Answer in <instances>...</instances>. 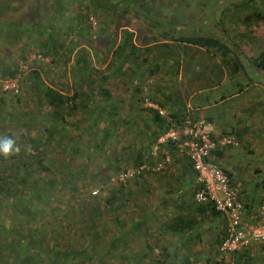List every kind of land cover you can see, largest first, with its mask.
I'll list each match as a JSON object with an SVG mask.
<instances>
[{
  "label": "trees",
  "instance_id": "1",
  "mask_svg": "<svg viewBox=\"0 0 264 264\" xmlns=\"http://www.w3.org/2000/svg\"><path fill=\"white\" fill-rule=\"evenodd\" d=\"M28 1L29 0H24V3L28 4L26 8L28 7L30 9H27V11L22 9L21 0H15L13 5L8 6L10 12L8 18L15 19V13L17 14L22 10L23 12L26 11L24 12L25 16L22 19L17 18V23L14 24V28H18V32L29 31L30 33L28 35L29 38L23 43L21 52L26 50L25 47L28 44L35 45V38L37 39L40 36L38 32L44 29L47 33L46 40L42 43V48H44V50L40 49L37 53L42 57L48 54L57 55L59 54L58 50L64 46L63 39L61 40L59 37L62 32L59 30L55 20L64 19L63 21L66 23L68 21L69 25L74 24L76 26L81 21L86 20L88 22L87 27L91 28L92 24L88 21L89 16L92 15L95 17L94 15H96L97 12H102L103 9L107 10L105 12L108 14H111V11L115 8L121 10L126 9L136 16L144 17L147 20V24H149L151 37L155 38L156 41H159L161 38L167 41L159 46L161 49H158L156 56L150 58L147 55L148 57L145 56L142 58L141 54L145 52L148 54L147 50H150V48L137 47L133 43L132 32L130 30H124L121 34L119 44L111 52L109 48H101L100 55H103L104 58H107L109 55L113 56L112 61L115 60L114 62L116 64V66L111 67V63H106L107 65L103 70L95 69L91 66V62H87V59H89V50L80 49L76 55V60H78V68L82 71L81 76L85 82L84 88L87 90L79 88L78 91H74L71 94L62 92L55 86L44 84L37 69H34L29 74L30 88L34 89L38 104L41 107L46 103L49 107V113L47 115H41L39 112L41 116L40 127L43 131L41 132L38 130V133H36L34 137L29 136V133H27L29 128L26 125L27 122L32 123V119L28 115V120L22 121V119H20V122H22L21 124H24L22 127L24 129H21L20 134L23 143L26 141L31 147L38 142V139L44 138L43 133L47 131L48 134L51 135V131L58 128L60 130L59 133H61L59 135L61 142L59 139L57 140L59 137L55 138V142L58 141L57 149H64L63 151L66 155H68V153L81 154L82 149L78 147L80 140H78L76 136L87 132V128L93 119L92 115H87V117L85 113L89 109L96 112H99L101 109L99 112L100 121L109 124V126H105L102 129L100 138L91 139L87 146V148L91 146V148L96 150L92 152V154L94 153L98 158H104V152L107 150L110 151V154L105 156L106 159L108 158L105 167L99 169L93 164L89 165L87 168H77V166H71L69 164L70 156H65L62 170H60L61 167H56L57 172L60 171L62 173L57 177L58 180L62 179L65 182L70 181L69 177L76 175L74 177L77 178L73 179L71 184H68L72 186L74 192L78 191L76 188L78 185L81 187L80 191L87 190L84 183L85 180L88 179L90 184L88 186L92 190L93 195L90 196L89 194V198H87L86 201L83 200L84 197L82 198L83 202L81 204L73 203L68 200L67 202H69V205H64L65 210L64 208H59L58 205L61 204V201L56 198V196H52L53 193L52 195L49 193L51 192L50 186L55 181V177H53L52 181L48 180L36 185L34 181L28 179L30 178L29 174L31 168L34 169V167L30 166L29 162L23 163L25 166V173H27L28 176L20 175L13 178L8 172L4 174L3 171L0 170V264H104L106 262L105 257H109L107 256V252L97 254V252L91 253V250H97L98 245L102 243V250L114 251L118 245V239L122 238L127 231V228L123 225L125 218L121 217V213L123 214L125 212L123 209L125 206L124 203H126V197L129 196L130 198H128L131 199V195L134 193L133 190L130 191L128 188L131 186V182L138 184L139 180L144 176L137 177L125 184L113 178L126 168L121 166V162L131 161L129 167H136L142 164L146 161L144 160V151L147 144L153 146L160 134L170 126L180 125L188 115H191L193 118L200 117L198 116V111L195 114L193 113V115L190 113L183 114L184 108L177 111V115L176 113H171L166 116L160 115L158 111L153 108L138 107V109L140 108V110L148 114L145 122V124L147 123L145 128L147 129L148 140L146 139V142H144L146 143L145 145H143V142L138 145L135 141L131 143L128 142L127 144L124 143V145L117 148L118 151L123 150L120 156H118V154L109 147L110 145H107L110 134L113 131L115 132L116 139L120 138L118 136L120 130L126 128V125L130 126V123L131 126L135 123V121L130 122L135 115L130 112L132 103L129 106L118 104L117 98L115 97L116 94L114 92L113 95V92L107 85L108 82L110 79L118 80L123 75L128 74L129 77L134 76L136 82L133 85V89H137L139 88L138 83L140 82L137 71L140 73V69L148 61L147 65L150 68V75H156L158 72H161L162 74H170V76H178L182 67H185V69H192L197 65L199 69H203L208 57L218 58L223 64L227 75L229 77H234L236 66L239 64L238 49H240V46L235 44L236 42L229 36L224 38V36H226V26L220 17L215 18L211 7H209L211 10V17L209 19H213L212 25L217 29L216 34H194V20H189L188 17L189 15L194 16V14L188 9V0H178L177 2L172 0H54L53 7L60 12L51 13L50 11L47 15L42 13L43 8L38 4L36 8H31V4H29L30 2ZM236 1L237 3L232 1V4H234L232 7L233 11L241 12V10H245L246 3L252 2L249 4V7H252V14L254 13L255 15L258 13L257 11L260 6L257 5V0ZM0 3H2L1 5L3 6L7 5V2L0 1ZM87 3H90L89 7ZM220 3L221 9L218 8ZM35 4L36 3L33 2V5ZM173 4L174 7L172 8ZM211 4H213V0ZM213 5H217V11H220V14L225 12V6L222 5V1H217V4ZM243 5L244 9H242ZM37 9L39 11H37ZM12 12L14 14H12ZM4 14V16H6L7 13L5 12ZM39 14L42 16L44 15V19L42 21L37 19L31 22V19L34 20ZM169 15H172L171 18L173 19L176 17H184L186 21L178 25L173 21L171 22V20L167 21ZM121 16L122 15L119 14V17ZM1 22V25H5V21L1 20ZM70 22L72 23L70 24ZM3 25L0 26L1 40H3L2 34L6 35L5 39H8L12 35L9 31L2 29L4 28ZM35 29L38 31L36 32ZM176 30L179 34L178 37L173 35ZM66 32L67 29H64L63 33ZM81 36L87 38L86 40L83 39L86 44L91 47L94 46V41H96L94 37L90 38L85 32L81 34ZM49 41H53V43L48 44ZM181 49L182 54L180 53ZM188 49L190 53H188ZM18 55L19 60H26L25 54L22 55L21 53ZM130 56L131 61L127 59ZM166 57L167 59L174 58L176 63L175 66L170 64L165 65L163 59ZM137 59H139L138 62ZM104 61L103 59L101 63L103 64ZM254 64L264 71V51H261L255 56ZM117 65H120V68H118ZM123 66L127 68L122 70ZM3 75V79L7 77H18L19 79V76L23 74L19 73V64H16L13 68H3ZM179 75L181 76L182 73ZM175 81L176 80H171L173 84H175ZM93 89H96V93L99 94L98 99L94 98ZM0 93H2V95L4 94L2 90H0ZM157 103L162 108L164 100L160 102L157 101ZM121 107L126 108V110L128 109L129 114H121L119 111ZM64 111L71 117L72 120L70 123H66L62 113ZM77 114L82 116L80 121L75 120ZM116 116L119 117L116 119ZM148 118H150V120ZM112 119L113 122H111ZM37 121H39V119H37ZM83 121H86V123L83 124ZM149 121L156 125V129L153 131H150L151 128L148 125ZM0 129L2 138H15L14 140L16 142L18 136L14 133L13 129L9 128L7 131H4L1 126ZM46 137H49V135ZM69 137L74 139L75 142H70L71 139H69ZM51 138H53V136ZM161 146L167 148L172 147V149L175 150V145L172 141H167L165 144H161ZM13 154L14 153L9 154V157L10 155L13 157ZM28 155L30 157L40 156L39 161L43 160L41 156L42 153L39 150L35 151L34 154ZM19 157H21L20 154ZM6 160L7 156L0 154V163H4ZM17 161L19 160L15 159V167ZM38 165L45 173H51V169L53 168L51 158H49L48 165H43L41 162H38ZM101 172H105V174L100 176ZM99 178H102L100 186L97 184V182L99 183ZM133 189H136V187L133 186ZM128 193L130 195H128ZM29 196H31V199H35V201L31 203V207L34 209L31 211L27 205L30 199ZM38 201H42L44 206L41 208L37 207ZM205 204L211 207L213 213H220L215 210L211 202ZM148 210L149 212L143 214V217H139L143 224L142 232L144 236V240H142L144 249L142 247L141 249L149 252L154 250V248H158L159 258L155 262L145 261L146 263L144 264H175L178 260L180 261L178 264H192L194 257H189L188 255L182 258L181 255L175 256L180 253L178 250L182 247L181 245L176 248L178 253L175 251L172 256H170L162 243L154 240L157 232L153 227L151 228V226L148 225L147 219L151 218V220H153L156 216L154 217L151 214L153 210L150 208ZM63 214L70 217V220H66V223L60 218V215L63 216ZM220 214L224 217L222 213ZM53 215L54 219L50 217ZM104 218V226H101V221ZM52 220H56V222H52ZM71 222L73 224H71ZM112 222L115 225H113ZM49 226L50 229H48ZM112 226L116 228V234H113L112 240L106 241L101 236V231L103 230L108 234L113 231ZM190 228V221L186 223L180 222L177 226H173V229L185 233H190ZM224 235L223 233L217 240L216 251L218 250V254L222 253L225 256H234L237 251L234 253H224L219 248ZM187 236L189 235H184V238ZM34 238L35 240L33 241ZM123 243L125 242L123 241ZM192 244L193 243L187 242L184 246L185 250L190 252ZM43 248L45 249L44 253L41 252ZM137 248H139V246H137ZM239 250H241V248ZM147 252L141 251V254L139 252L137 254L147 259ZM120 254L122 253L116 254L115 264H143L139 256H124L121 261H118V257L122 256ZM134 258H137L135 259L137 261H135ZM238 264L240 263L238 262Z\"/></svg>",
  "mask_w": 264,
  "mask_h": 264
},
{
  "label": "rangeland",
  "instance_id": "2",
  "mask_svg": "<svg viewBox=\"0 0 264 264\" xmlns=\"http://www.w3.org/2000/svg\"><path fill=\"white\" fill-rule=\"evenodd\" d=\"M3 2H7V5L3 6L0 3V23L1 20L5 21L3 25L4 28L7 31L12 34L8 39H5L6 35L2 34L3 40L0 39V74L2 71V76L0 75V79H3V68H13L19 60V55L21 54L26 57V60H24L28 64V70L23 74L19 76V85H20V91L18 94H11V93H5L2 95L0 93V126L4 131H7L9 128L14 130V133L18 136L15 146L19 148L18 152H15L13 154V157L10 155H7V160L4 163H0V170L3 171V173H7L11 175L13 178L20 176V175H27L25 173V166L23 163L29 162L31 167V172L29 174L28 178L30 181H34L36 185H39L45 181L53 180V177H55V181L50 186L51 192H49L52 196H56L61 201V204L58 205L59 208H64V205H69L68 200H70L73 203L81 204L84 201H86L87 198L92 196L93 192L90 189L88 185L89 181L88 179L85 180V188L87 190L80 191L81 187L78 185L76 188L78 191L74 192L72 186H69L68 184H71L73 182V179H76L77 177L70 176V181H63L62 179H57L60 174H62L60 171L57 172V168L61 167L60 170H62L64 166L65 156L69 158V164L71 166H77L87 168L89 165L95 164L97 168L101 169L106 166V162L108 161V158L106 159V155L110 154V151L107 150L104 152V158H98L94 153L96 150L91 148H87L89 145V141L91 139H99L102 135V129L105 126H109L108 123H103L100 121L99 118V112L92 111L89 109L85 115H92V121L91 124L87 128V132L81 133V135H77L76 138L80 140V143L78 147L82 149L81 154H73V153H66L62 149H57V142H55V138L59 137L61 133H59V129L56 128L55 130L51 131V135L48 134L46 131L44 134V138L38 139V142L35 143L33 146H29V144L25 141V143L22 142L21 139V129L24 124H21L20 122L24 120H28V116L32 119V123H26L27 127L29 128L30 137H34L36 133H38V130L41 132L43 131L40 127L41 122V116L39 115V112L41 115L45 114L47 115L49 113V107L45 103L44 106L38 104L37 96L34 92L33 88H30V80H29V74L34 70L37 69L40 73L41 79L44 84L46 85H52L61 90L62 92H65L67 94H71L74 91H78L79 88H82L83 90H87L84 88V80L82 79V71L78 68V60H76V55L80 51V49H86L89 50V59H87V62H91V66L95 69H101L107 65L106 63H111L112 66H116L115 60L112 61L113 56L109 55L107 58H104L103 55H100L101 48H109L110 52L116 48V46L119 44L121 40V34L124 30H130L132 32V40L133 43L137 47H145L150 48L148 51V54L145 52L141 54L142 58L145 56H149L150 58H153L157 55L158 49H161L159 46L163 44V42H167L164 39H160L159 41H156L155 38L151 37L150 35V27L149 24H147V20L144 17L136 16L134 13H132L129 10L126 9H117L111 11V14H108L107 10H104L101 12H97L96 15H94V19L96 23L91 26V28H88V22L86 20L81 21L77 26L74 24L69 25L68 21L67 23L62 20H55V22L58 24L59 30L62 32V34L59 36L61 40L63 39V48H60L58 50L57 55H44L45 57L43 59L37 58V53L40 49L44 50L42 48V43L46 40V31L42 29L39 31V37L35 38V45L34 44H28L25 48L26 50L23 52V43L25 40H27L28 35L30 34L29 31H21L18 32V28H14V24L17 23V18L22 19L25 16V13L28 7L26 8V5L28 4L24 3V0H21L22 9L26 10L23 12L20 11L17 14L13 13L15 15V19L8 18L10 15V12L8 10V6L13 5L15 3V0H0ZM177 2L178 0H172ZM187 1V0H186ZM189 1V7L188 9L190 12L194 14V16L189 15V20H194V34H216V28L214 25H212V20L209 19L211 17V10L209 7L213 9L215 18L220 17V19L223 20L224 25L226 26V36H229L233 41L239 40L240 42H249L253 41L254 37V29L257 27H263L264 28V0H257V5H259V10L254 15L252 14V7H249V4L252 2H248L245 4V10H241V12H235L232 10V7L234 4H232V1L236 0H213V4H217V1H222V5L225 6V12L223 14H220V11H217V5L211 4L212 0H188ZM239 1V0H238ZM241 1H247V0H240ZM29 4H31V8H36L37 4L42 7L43 11L42 13L47 15L51 11V13H59L60 11L58 9H54L53 2L54 0H29ZM33 2L36 3L33 5ZM90 3H87V6L89 7ZM25 7V8H24ZM174 7V4L172 5V8ZM125 8V7H124ZM170 8V9H172ZM219 9H221V3L220 6H218ZM169 9V10H170ZM244 9V5L242 7ZM30 10V9H29ZM37 11H39L37 9ZM166 11V10H165ZM7 13L6 16H4V13ZM237 13V14H236ZM250 13V14H249ZM3 14V15H2ZM119 14L122 16L119 17ZM213 15V14H212ZM44 16V15H43ZM42 15H38L34 20L31 19V22L36 21L37 19H40L42 21L43 18ZM108 16V17H105ZM172 15H169L167 18V21L174 23H177L180 25V23H184L186 19L184 17H176L175 19L171 18ZM252 16V17H251ZM202 19V20H201ZM89 21V19H88ZM90 22V21H89ZM74 23V22H73ZM7 24V26H6ZM56 24V25H57ZM91 24V23H90ZM0 24V26H2ZM39 29V28H38ZM64 29H67L66 33H63ZM36 30V29H35ZM219 30V28H218ZM38 30H36L37 32ZM86 33L90 38L94 37L96 41L94 46L91 47L90 45L86 44L83 39H87L86 37H82L81 34ZM174 36L178 37V31L176 30L173 33ZM152 38V39H151ZM263 40V39H261ZM156 41V42H154ZM173 42V41H171ZM53 43V41H49L48 44ZM156 46V47H155ZM125 53V52H124ZM182 54V49L180 51ZM188 53H190L188 49ZM147 56V57H148ZM103 64L101 63L103 61ZM131 61V56L127 58ZM139 59H137L138 62ZM112 61V62H111ZM165 65H172L175 66V59H163ZM162 61V62H163ZM149 62V61H148ZM148 62L143 65V67L139 71H137V75L139 76L140 82L138 83L139 88L133 89V85L135 84L134 76H130L128 74L123 75L120 79L112 80L108 82V87L110 90L115 92V97L117 98L118 104L121 105H127L130 107L131 114H134L135 116L131 121H135L136 124H133V126H125L123 130L121 129L118 136L121 138L116 139L115 132L112 131L110 134V138L108 139L109 147L120 156L123 150H117L120 146L127 144L128 142L135 141L138 145L142 142H146L147 138V129L140 128V122L146 121V118L144 116H147L148 114L144 112L143 110L138 109V107H143V100L144 98H149L150 100L154 102H160L161 100H167L166 96H168V99L171 100L172 104H179L178 99H182V97L178 98L177 96V90H179L181 87H183L184 83L187 82V76L189 75V69H185V67L181 68V71L179 74L182 73L181 76L172 75L170 74H162L161 72H158L156 75H150L148 67ZM118 68H120V65H117ZM124 68V69H123ZM127 67L123 66L122 70H125ZM164 69V68H162ZM139 70V69H138ZM200 70V69H199ZM179 77H181L179 79ZM171 80H176L175 84L171 82ZM202 81V80H201ZM1 88V87H0ZM91 89V87H90ZM1 90V89H0ZM141 91V92H140ZM148 91V92H147ZM157 93V94H156ZM93 96L94 98H99V94L96 93V89H93ZM164 98V99H163ZM184 99H187V97H184ZM44 100V98H43ZM121 114L128 115V109L121 107L119 109ZM127 112V113H126ZM65 118L66 123L71 122V117H69L66 112H62ZM28 115V116H27ZM51 116V115H50ZM26 117V118H24ZM88 117V116H87ZM119 116H116L117 119ZM24 118V119H23ZM82 118L81 115L77 114L75 117L76 121H80ZM39 119V121H37ZM113 122V119L112 121ZM86 123V121H83V124ZM15 124V125H14ZM10 125V126H9ZM130 128V129H129ZM49 137H46L48 136ZM146 135V137L144 136ZM53 136V138H51ZM72 137V136H71ZM69 137L70 142H75L74 139ZM0 138L1 137V129H0ZM15 139V138H14ZM45 139V140H44ZM47 139V141H46ZM60 140L61 138H57V140ZM15 141V140H14ZM155 141V146H156ZM159 146V145H158ZM158 146L156 148H158ZM40 151L42 153L43 160H40V156L36 157H30L28 154H34L35 151ZM21 157H19V154ZM49 158L52 159V165L53 168L51 169V173H45L44 170L38 165V162H41L43 165L49 164ZM15 159L19 160L16 162L15 167ZM121 162L122 167H129L130 162ZM12 163V164H11ZM16 168V170H15ZM100 176H103L105 172H101ZM113 176V175H112ZM72 177V178H71ZM57 180V181H56ZM99 183L97 184L100 186L102 183V178L98 179ZM65 182V185H64ZM134 184V183H133ZM88 186V187H86ZM30 188V187H29ZM43 194V193H42ZM129 194V193H128ZM139 193H136L135 196H131V199L126 197V203L124 206L125 212L122 214L121 217H124L125 220L123 221V225L127 224L128 220L130 218H135L140 213H145L146 209H141L139 202ZM46 195V193H45ZM45 197V196H44ZM84 197V198H83ZM29 200L27 205L29 206V210H34L31 206V203L35 201V199H31V196H29ZM83 198V200H82ZM131 201V202H130ZM136 201L135 205L133 202ZM68 203V204H67ZM37 207L41 208L43 207L42 201H38ZM140 207V208H139ZM65 210V208H64ZM48 211V210H47ZM40 212V211H39ZM51 215V214H49ZM52 219H54V215L50 216ZM112 217V215H111ZM15 218V217H14ZM61 220L65 221L70 220V217L65 214L60 215ZM106 218V217H105ZM105 218L101 221V226H104L103 223L105 222ZM123 218V219H124ZM52 222H56V220H52ZM71 224H73L71 222ZM113 224V222H112ZM115 225V224H113ZM59 227V226H58ZM50 229V226L48 227ZM47 229V231H48ZM112 232H109L108 234L105 233L103 230L101 231V236L104 238V240H112L113 234H116V228L112 226ZM35 238L33 239V241ZM36 243V242H34ZM117 246L115 248V252L117 251H124L123 247V237L118 239ZM103 244L101 243L98 245L97 250H91V253L97 254H103L107 251L102 250ZM56 248V247H55ZM101 250V251H98ZM34 251V250H32ZM45 249L43 248L41 250L42 253H44ZM34 254V252H33ZM32 254V256H33ZM123 256V255H122ZM124 257V256H123ZM123 257H118V261H121ZM105 263L104 264H115L116 261V255H111L109 257H105ZM137 258H134V260ZM87 261V259H86ZM137 261V260H135ZM71 264V263H68Z\"/></svg>",
  "mask_w": 264,
  "mask_h": 264
},
{
  "label": "crops",
  "instance_id": "3",
  "mask_svg": "<svg viewBox=\"0 0 264 264\" xmlns=\"http://www.w3.org/2000/svg\"><path fill=\"white\" fill-rule=\"evenodd\" d=\"M253 31V41H234L240 46L234 77L227 75L218 58L208 57L203 69L199 70L197 65L189 69L186 84L176 92L178 98L183 96L178 99L179 104H172L166 96L162 106L167 115H177L182 108L183 114L193 115L198 111V116H204L209 121L214 135L235 136L237 145L220 147L215 154L241 198L246 222L255 221L264 198V71L254 64L255 56L264 51V28L257 27ZM144 118L147 119V116ZM145 122H140L141 129L146 127ZM148 125L150 131L156 129L152 122L149 121ZM155 147L147 144L144 160L155 165L168 159L163 168L146 172L138 184L131 182L128 188L134 192L131 196L139 193V205L141 209H146L145 213L149 212V208L153 210L151 214L156 218H148L147 221L157 232L154 240L161 242L170 256L181 245L180 253L177 251L175 256L194 257L192 264H264V239L251 241L234 256L218 254L217 240L224 233L225 218L220 213H213L210 206L194 201L197 184L187 158L172 147ZM133 203L137 205L136 201ZM145 213L130 218L124 225L127 228L123 235L124 251L115 252L113 248V252L107 251V256L122 253L120 255L139 256L143 264L145 261H157L158 248L149 252L143 250V224L139 217ZM188 221L191 223L190 233L173 229L180 222ZM184 235L189 236L184 238ZM187 242L193 243L190 252L184 247ZM141 251L147 252L150 258L140 256Z\"/></svg>",
  "mask_w": 264,
  "mask_h": 264
},
{
  "label": "built area",
  "instance_id": "4",
  "mask_svg": "<svg viewBox=\"0 0 264 264\" xmlns=\"http://www.w3.org/2000/svg\"><path fill=\"white\" fill-rule=\"evenodd\" d=\"M89 21L92 25L96 23L92 15L89 16ZM36 56L44 58L40 54ZM18 64L19 73L24 74L28 70V64L23 60ZM0 87L5 93H18L20 91L18 77L0 79ZM143 106L156 109L160 115L166 114L164 109L149 98H144ZM167 141H172L176 152L187 158L192 166L197 183V189L193 194L195 202H211L226 218L225 236L220 244V250L224 253H234L253 240L263 239L264 198L255 215V221L246 222L239 194L230 184L229 175L215 154L220 147L237 145L235 136L232 134L216 136L204 117L193 118L188 115L180 125L170 126L160 134L156 140V147ZM167 160L159 161L155 165L143 162L136 167H126L113 178L125 184L145 175L146 172L161 170Z\"/></svg>",
  "mask_w": 264,
  "mask_h": 264
},
{
  "label": "clouds",
  "instance_id": "5",
  "mask_svg": "<svg viewBox=\"0 0 264 264\" xmlns=\"http://www.w3.org/2000/svg\"><path fill=\"white\" fill-rule=\"evenodd\" d=\"M152 101V100H151ZM154 102V101H153ZM157 103V102H155ZM158 104V103H157ZM144 107V106H143ZM162 109H164L162 107ZM165 110V109H164ZM166 112V111H165ZM167 115V113L165 114ZM209 122V121H208ZM157 140V139H156ZM19 148L15 146V141L13 138L11 137H3L0 138V154H3L5 156L11 154V153H15L18 152ZM197 184V183H196ZM197 189V187H196ZM196 191V190H195ZM194 191V192H195ZM194 194V193H193ZM241 199V198H240ZM195 201V200H194ZM205 204V203H203ZM216 210V209H215ZM217 211V210H216ZM219 212V211H218ZM225 217V216H224ZM225 225H226V218H225ZM224 234H225V229H224ZM225 236V235H224ZM264 239V238H263ZM262 240V239H261ZM238 251V250H237ZM236 252V251H235Z\"/></svg>",
  "mask_w": 264,
  "mask_h": 264
}]
</instances>
